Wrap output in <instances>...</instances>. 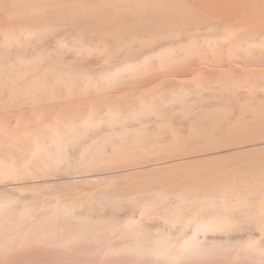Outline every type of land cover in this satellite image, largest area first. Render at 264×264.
<instances>
[{
    "label": "bare ground",
    "instance_id": "bare-ground-1",
    "mask_svg": "<svg viewBox=\"0 0 264 264\" xmlns=\"http://www.w3.org/2000/svg\"><path fill=\"white\" fill-rule=\"evenodd\" d=\"M42 233L264 259V0H0V247Z\"/></svg>",
    "mask_w": 264,
    "mask_h": 264
},
{
    "label": "rangeland",
    "instance_id": "rangeland-1",
    "mask_svg": "<svg viewBox=\"0 0 264 264\" xmlns=\"http://www.w3.org/2000/svg\"><path fill=\"white\" fill-rule=\"evenodd\" d=\"M199 145V144H198ZM197 147V146H196ZM199 147L201 148V149H207L206 147H203V144H201V145H199ZM198 147V148H199ZM242 148H240V149H238V148H235V150L233 151L234 152V154H236L235 153V151L238 153V151L237 150H239V152H243V149L241 150ZM240 154V153H239ZM60 183H62V182H60ZM63 186H65V185H63ZM68 193V192H67ZM67 193H66V195H67ZM68 194H70V192L68 193ZM69 196V195H68ZM172 197V196H171ZM54 211V210H53ZM57 211V210H56ZM57 212H59V211H57ZM133 215H136V213H133ZM136 217H138V216H136ZM75 228V227H74ZM165 228V227H164ZM73 230H77V229H73ZM166 230H168V227L166 228ZM29 231L32 233V231L30 230V228H29ZM178 231V230H177ZM189 231H191V230H189ZM249 231H251V230H249ZM253 231V230H252ZM251 231V232H252ZM124 232V231H123ZM122 232V233H123ZM251 232H249V233H251ZM33 233H34V231H33ZM252 233H254V232H252ZM251 233V234H252ZM46 234V233H45ZM53 233H51V234H49L50 235V238H55L56 237V239H49V237H48V240L49 241H47V234L46 235H44L43 233H42V235H43V237H42V235H39V236H36L35 237V239L34 240H38V242H39V244H38V242L37 241H32V242H27V245H25L24 243H22V245H21V243L18 241V245H19V243H20V246H16V245H13V244H11V246L10 247H12V248H10L9 249V247H7V244H8V242H7V244H6V249L8 250V251H6L5 249H1V247H0V249H1V254H2V250H4V252H3V254H5V255H1L0 254V256H1V258H0V264H64V263H66V264H134V262H135V264H150V262L151 263H153V261L155 262H157V264H171V262H174L175 264H176V262H178L179 261V264H264V259H262V258H260L261 259V262H260V259L256 256V258H255V256H254V254H253V256L250 254L249 255V253H246V252H244L245 250L243 249V251H241L242 250V248L240 249L239 247H237V248H239V249H235L234 247H232L234 250H232V248L230 247V248H226V249H223L222 250V248L220 249V248H218V250L215 252V250L214 251H209V252H212V254L211 253H209L208 251L206 252V253H209V254H206L205 252V254H204V256L202 255V254H200V255H202V256H200L199 254H191V253H188L187 254V257L190 255V258L188 259L187 257L185 258V256H182L181 258L180 257H177V258H172V259H170V258H164L165 259V261H164V259L161 257L160 258V256L157 258V256H156V258L154 257L156 254H154V255H146V252H145V255H143L142 253H144V252H141V254L139 253H129L130 251H128L127 252V250H125L124 248V252L122 251V246L123 247H125L126 245H129V243H131V241H129L128 239H130V238H128V237H124L125 239H127V240H125V239H121L119 236V234H117V238H118V240H117V242H115V240L117 239L116 237H114L113 235H111V237H109V234H107V235H105V239H104V237H102V239H99V237H98V235L97 236H92L93 238H91L93 241L95 240L96 242H91V239H90V237L91 236H89V239L87 240L86 238H83V240H81L82 238H80V240L79 239H77V240H75L74 242H72L73 241V237H70V235H68L67 237H65L66 235L65 234H63V236L65 237H63L61 234L59 235L58 233H56V236H53L52 235ZM55 234V233H54ZM105 234V233H104ZM103 234V235H104ZM243 234V233H242ZM241 234V235H242ZM10 235V234H9ZM8 235V237H9V239L12 241V240H14L16 237H14L13 235H12V238L10 237ZM48 235V236H49ZM57 235H58V237H57ZM101 235V234H100ZM119 235V236H118ZM53 236V237H52ZM109 238H107V237ZM211 236V235H210ZM42 237V238H41ZM62 237V238H61ZM68 237H70L72 240H70V238H69V240L67 239L66 241H65V239L66 238H68ZM100 237V238H101ZM121 237H123V236H121ZM34 238V237H33ZM44 238H46V239H44ZM60 238V239H59ZM97 238V239H96ZM44 241H43V240ZM84 239H86V240H84ZM98 239L100 240V241H98ZM104 239V240H103ZM50 240H51V242H50ZM57 240V241H56ZM113 240H114V242H113ZM131 240V239H130ZM11 241H9L10 243H11ZM16 241V242H17ZM61 241V242H60ZM65 241V242H64ZM68 241H70V242H68ZM79 241H84V242H80L79 243ZM89 243L88 245H87V242ZM90 241V242H89ZM102 241V242H101ZM119 241V242H118ZM124 241V242H123ZM15 242V243H16ZM35 244H34V243ZM41 242H43L42 244H41ZM44 242H46V243H44ZM54 242H56V243H54ZM64 242V243H63ZM108 242V243H107ZM126 242V243H125ZM129 242V243H128ZM12 243H14V242H12ZM33 243V244H32ZM54 243V244H53ZM62 245H61V244ZM68 243H69V245H68ZM73 243L75 244V245H73ZM80 245V246H78V244ZM83 243V244H82ZM91 243H93V244H91ZM117 245H116V244ZM29 244V245H28ZM59 244H60V246H59ZM66 244V245H65ZM70 244L72 245L71 247H70ZM86 244V245H85ZM91 244V245H90ZM104 244V245H103ZM109 247H106V245ZM114 244V245H113ZM120 244H121V246H120ZM124 244H125V246H124ZM1 245V244H0ZM24 245V246H23ZM32 247H31V246ZM34 245V246H33ZM37 245H39V246H37ZM44 245V246H43ZM46 245V246H45ZM66 247V246H68V247H64V246ZM98 245V246H97ZM101 245H102V247H101ZM16 246V248H14ZM49 246V247H48ZM51 246V247H50ZM59 246V247H58ZM62 246V247H61ZM78 246V247H77ZM24 247H26V248H24ZM31 247V248H30ZM35 247V248H34ZM39 247V248H38ZM44 247H45V249H44ZM54 247V248H53ZM86 247V248H85ZM98 247L100 248V250L98 249ZM105 247V248H104ZM116 247V248H115ZM120 247V248H119ZM3 248V247H2ZM19 248V249H18ZM48 248H50V249H48ZM58 248V249H57ZM83 248H84V250H83ZM93 248V249H92ZM119 248V249H118ZM17 249V251H15V250ZM21 249H23V250H21ZM25 249V250H24ZM29 249H31L29 252L28 251H26V250H29ZM59 249H61L60 251H59ZM66 250L67 252H65V251H63V250ZM68 249H69V251H68ZM70 249L72 250V251H70ZM74 249V250H73ZM88 249V250H87ZM92 249V250H91ZM103 249V250H102ZM107 249H108V251H107ZM118 249V250H117ZM121 249V250H120ZM228 249V250H227ZM232 251H231V250ZM10 250V251H9ZM13 250L15 251V252H13ZM19 250H21V251H19ZM98 250V251H97ZM113 250H117V252L118 251H120V252H114ZM237 250V251H236ZM5 251L6 252H8V253H5ZM12 251V252H11ZM22 251H24V253L22 252ZM27 253H26V252ZM33 251V252H32ZM46 251V252H45ZM62 251L64 252V254L62 253ZM102 251V252H101ZM219 251H220V253H219ZM223 251V252H222ZM226 251V252H225ZM9 252H11L10 254H9ZM19 252V253H18ZM35 252V253H34ZM44 252V253H43ZM73 252V253H72ZM76 252V253H75ZM101 252V253H100ZM105 254H104V253ZM122 252V253H121ZM127 252V253H126ZM200 252V251H199ZM199 252H197V253H199ZM234 252V253H233ZM240 253L239 255H238V253ZM242 252V253H241ZM249 252V251H248ZM14 253H16L15 254V256H14ZM26 253V254H25ZM58 253V254H57ZM60 253V254H59ZM71 253V254H70ZM82 253V254H81ZM94 253V254H93ZM116 253V254H115ZM124 253V254H123ZM125 253H126V255H125ZM201 253V252H200ZM203 253V252H202ZM215 253H217V256H216V254ZM224 253V254H223ZM233 253V254H232ZM237 253V254H236ZM12 254V255H11ZM19 254V255H18ZM48 254V255H47ZM63 254V255H62ZM111 255V257H113V258H111L110 257V255ZM119 254H121V255H119ZM127 254H129V255H127ZM133 255V256H131V255ZM148 254V253H147ZM214 254V255H213ZM219 254V255H218ZM220 254H222V255H220ZM228 256H227V255ZM248 254V255H247ZM9 255V256H8ZM18 255V256H17ZM34 255V256H33ZM84 255V256H83ZM88 255V256H87ZM90 255V256H89ZM92 255V256H91ZM99 255H100V257H99ZM105 255V256H104ZM107 255H109V256H107ZM114 255V256H113ZM118 255V256H117ZM125 255V256H124ZM141 255V256H140ZM194 255V256H193ZM207 256V258L209 259V260H207V258L205 259V257ZM208 255H210V258L208 257ZM3 256V257H2ZM4 256H5V261H4ZM44 256V257H43ZM69 256V257H68ZM86 256V257H85ZM95 256H97V257H95ZM124 256V257H123ZM127 256H129V257H127ZM140 256V261H139V259H135L136 257L138 258ZM144 256H146V257H144ZM198 256V258H196V257ZM219 256V257H218ZM223 256V257H222ZM224 256H225V258H224ZM236 256V258H234L233 259V257H235ZM245 256L247 257H251V259H248V257H247V259L245 258ZM10 257H12V258H9ZM52 257V258H51ZM60 257V258H59ZM77 257V258H76ZM82 257V258H81ZM89 257V258H88ZM104 257V258H103ZM107 257H109V259L111 260H109ZM116 257V258H115ZM118 257H120V258H118ZM134 257V258H133ZM148 257V258H147ZM153 257V258H152ZM192 257V258H191ZM194 257V258H193ZM211 257H213V258H211ZM222 257V258H221ZM228 257H229V260H228ZM75 260H74V259ZM85 260H84V259ZM94 258V259H93ZM96 258V259H95ZM107 258V259H106ZM142 258V259H141ZM144 258V259H143ZM185 258V259H184ZM200 258V259H199ZM223 258H224V260H223ZM232 258V259H231ZM238 258H240L241 260H238ZM245 258V259H244ZM255 258V259H254ZM2 259V260H1ZM38 259V260H37ZM69 259V260H68ZM82 259V260H81ZM92 259V260H91ZM100 259H103V260H100ZM115 259V260H114ZM149 259H151L150 261H149ZM153 259H155V260H153ZM159 259H162V260H159ZM166 259H168L167 261H166ZM170 259V260H169ZM188 259V260H187ZM191 259V260H190ZM194 259V260H193ZM201 259H205L204 261H202ZM214 259V260H213ZM218 261H217V260ZM7 260V261H6ZM46 260V261H45ZM128 260V261H127ZM136 260V261H135ZM142 260H144V261H142ZM172 260V261H171ZM176 260V261H175ZM178 260V261H177ZM182 262H181V261ZM184 260L186 261V263L184 262ZM197 260V261H196ZM201 260V261H200ZM223 260V261H222ZM227 260L229 261V262H227ZM232 260V261H231ZM234 260V261H233ZM247 260V261H246ZM255 262H254V261ZM259 260V261H258ZM263 260V261H262ZM3 261V262H2ZM62 263H61V262ZM75 261V262H74ZM85 261V262H84ZM91 261V262H90ZM102 261V262H101ZM107 261V262H106ZM122 261V262H121ZM171 261V262H170ZM188 261V262H187ZM194 261V262H193ZM235 261H237V262H235ZM251 261H253L252 263H251ZM12 262V263H11ZM30 262V263H29ZM45 262V263H44ZM48 262V263H47ZM53 262V263H52ZM132 262V263H131ZM140 262V263H139ZM144 262V263H143ZM146 262H148V263H146ZM184 262V263H183ZM191 262V263H190ZM221 262V263H220ZM232 262H234V263H232ZM173 263V264H174ZM153 264H156V263H153ZM178 264V263H177Z\"/></svg>",
    "mask_w": 264,
    "mask_h": 264
}]
</instances>
